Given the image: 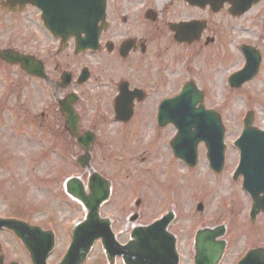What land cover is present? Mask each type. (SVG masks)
I'll list each match as a JSON object with an SVG mask.
<instances>
[{"label":"rangeland","instance_id":"obj_1","mask_svg":"<svg viewBox=\"0 0 264 264\" xmlns=\"http://www.w3.org/2000/svg\"><path fill=\"white\" fill-rule=\"evenodd\" d=\"M172 1V10L179 9L178 1ZM253 14L254 10L244 16L242 23ZM8 34L6 29H0V45L6 44ZM64 59L65 63L72 61ZM241 64L239 60L226 67L217 64L215 70L208 72L207 65L204 69L205 64L192 63L190 69L200 74L193 80L197 86H203L207 94L204 106L220 114L225 129L224 169L218 176L209 172L202 144L197 148L198 159L193 169L186 168L171 155L168 146L175 134L172 127L153 136L154 144L148 146L153 133L149 121L144 125L146 111L137 118L136 127L126 131L109 123L100 127L90 165L110 182L111 197L100 213L111 221L116 240H128L132 227L149 225L173 211L175 217L168 232L176 238L180 264H191L186 245L196 231L204 228L220 224L227 230L223 240L237 241L241 250L247 244L244 238H247L246 224L250 226L247 217L250 199L241 192L240 179L234 182L230 176L234 161L238 159L233 142L241 132L238 128L241 117L248 110L254 113L253 126L264 130V63L259 77L238 90H229L226 78ZM185 65L187 63L173 65L176 72H180L176 74L180 84L187 76ZM19 81L10 70L0 68V212L5 213L9 208L13 212L36 209L49 220L47 228L55 233V240H66L69 237L63 228L67 227L70 233L75 213L65 205L78 204L62 195L63 184L68 177L77 176L86 185L89 172L80 170L75 164L82 153L63 131V118L57 105L62 94L58 95L49 87L39 91L24 79L22 84ZM92 87L94 85L84 87L82 91L89 92ZM41 114L46 116L45 120ZM41 119L51 121L55 127L45 130L40 126ZM136 200L140 201L137 208L133 205ZM198 203L203 206L200 213L195 210ZM131 215L138 216L132 224L128 221ZM40 217L38 214L36 219ZM252 228V241L264 245V215L255 218ZM237 250L235 247L228 252L221 264H231ZM98 251L94 249L88 264H103L98 263Z\"/></svg>","mask_w":264,"mask_h":264},{"label":"flooded vegetation","instance_id":"obj_2","mask_svg":"<svg viewBox=\"0 0 264 264\" xmlns=\"http://www.w3.org/2000/svg\"><path fill=\"white\" fill-rule=\"evenodd\" d=\"M44 1L47 14L57 16L58 6L54 0ZM104 1L106 28L99 36L98 48L94 52L88 50L76 55L74 39H69L65 49H60V40L54 39L44 28L38 8L30 5L23 9L18 6L6 7L7 0H0V29L9 32V36L5 38L6 44L0 45V51L11 50L26 56L28 72L21 70L19 65H8L2 61L0 68L10 70L14 77L18 76L19 84L24 79L26 83L36 87V90L43 91L44 87H49L58 95L62 94L57 105L63 118L64 132L66 126L64 115L60 111L61 101L71 104L78 119L80 133L90 132L95 135L100 127L108 123L126 131L136 127L137 118L143 111L147 112L144 125L150 122L152 128L160 103L177 96L184 83L195 85L199 91H203L204 99L206 98L207 94L202 90L204 87L197 86L193 80L194 76L200 77V74L190 70L192 63H203L204 69L207 65L209 72L210 69L215 70L217 64L226 67L233 61L243 63L247 60L258 65L251 81L260 76L264 63V0H259L241 15L232 13L231 6L226 2L217 9H212L208 4L209 0H202L204 3L196 6L186 0H176L179 9L173 10L172 0ZM252 10V18L242 23L241 19ZM189 23L192 24L191 30L183 29V25ZM180 34L184 37L181 42L177 39ZM67 51L70 54L64 55ZM64 58L72 61L65 63ZM178 63H187V76L181 80L183 84L176 80V74L180 72H176L173 65ZM240 68L241 65L234 72ZM201 70L203 71L202 68ZM182 72L184 73L183 70ZM84 76L87 79L81 82ZM92 85L94 88L89 89V92L82 91L84 87ZM119 94L123 95L125 101H132L129 105L132 107V118L127 123L114 120V101ZM123 104L125 107L128 105L127 102ZM41 118L45 120L46 116L41 114ZM42 119L40 126L45 130L51 131L52 126L55 127L51 121L44 122ZM158 134L155 133V137ZM96 139L97 136L95 142ZM152 143L154 144L153 140L149 144ZM253 169L257 173L264 168ZM72 212L75 213L74 219H83L82 209L73 208ZM38 214H41L40 220L36 219ZM42 214L34 210L17 217L10 208L5 213L0 212V264L61 262L70 238L54 240L53 248L48 250L49 240L42 236L34 238L32 232L22 228L28 234V240L24 242L4 225V221H20L43 232L49 225V220H45ZM252 229L250 224L247 238H244L247 244L242 250L237 241L226 242V252L238 247L231 264H237L247 250L261 246L252 241ZM63 230L65 231L64 228ZM118 242L124 244L122 240ZM95 244L99 245L97 242ZM186 246L193 254V244ZM97 259L98 263L103 264H123L120 257H112L108 261L110 259L102 252Z\"/></svg>","mask_w":264,"mask_h":264},{"label":"water","instance_id":"obj_3","mask_svg":"<svg viewBox=\"0 0 264 264\" xmlns=\"http://www.w3.org/2000/svg\"><path fill=\"white\" fill-rule=\"evenodd\" d=\"M188 3L202 0H187ZM223 1H228L233 9L237 10L242 6L240 13L246 11L251 1L246 0L240 4V0H209V5L217 9ZM257 1V0H255ZM254 1V2H255ZM58 6V16L53 18L46 14V2L44 0H8L9 5L32 4L42 10V18L45 27L54 37H59L61 42H65L70 37H75V52H82L86 49L95 50L98 37L102 29L105 28L104 0H54ZM239 3V4H238ZM91 13L92 18H74L76 13ZM192 24H184L183 29L191 30ZM83 35V38H81ZM184 37L178 38V41ZM0 59L8 64H20L22 70L28 72V59L12 51L0 52ZM257 64L246 63L245 68L230 79L232 87H239L245 81L250 80L256 72ZM191 88L185 87L182 94L173 99L172 102H165L160 112V126L168 123L172 124L177 133L170 143L174 156L183 161L187 166L194 167L197 160L196 148L199 143H203L207 151L210 168L215 173H219L223 166V128L217 115L210 111H204L202 107V96L190 95ZM62 111L66 116V127L72 137L77 138L84 151L89 150L91 139L86 136H77L76 118L72 114L71 104L60 103ZM198 105V108H196ZM124 104L121 106L119 119L127 121L131 114V109L125 110ZM124 111V112H123ZM165 111V113H163ZM128 115H124L125 113ZM252 114L249 113L244 121L245 129L241 138L235 143L240 149L241 161L238 174L243 177L242 189L247 192L252 201V220L260 213H264V169L254 172L253 167L264 168V132H259L251 128ZM88 156L79 159V163L84 167ZM67 192L74 198L80 200L88 211L85 223L77 226L73 231V241L70 250L62 264L82 263L93 242L100 239L103 248L111 255L123 256L125 264H178V257L175 253L173 236L166 232L167 226L173 220L170 213L161 220L148 227H137L133 229L130 241L126 246H119L111 233L108 221L98 218L100 205L108 199L109 191L104 180L96 175H92L90 180V196L85 197L82 193V186L77 179H71L66 185ZM139 203H137V206ZM202 206H197V211H201ZM134 216L131 221H135ZM12 228L19 230L21 223L10 222ZM17 228V229H16ZM20 232V231H19ZM38 233V232H37ZM223 235V228L215 231L205 230L196 234L195 264H216L222 254L223 243H215L214 239ZM22 240H28L26 234H18ZM47 240H52V235H44ZM34 237V236H33ZM38 238V237H36ZM206 241L204 244L203 242ZM50 242V241H49ZM51 243V242H50ZM254 256L246 257L241 264H264L255 260ZM256 261V262H255Z\"/></svg>","mask_w":264,"mask_h":264}]
</instances>
